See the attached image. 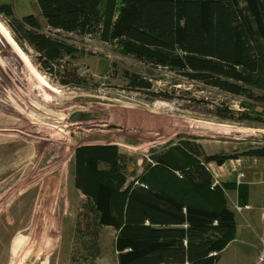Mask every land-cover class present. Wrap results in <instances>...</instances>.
<instances>
[{
	"label": "rangeland",
	"instance_id": "374dc122",
	"mask_svg": "<svg viewBox=\"0 0 264 264\" xmlns=\"http://www.w3.org/2000/svg\"><path fill=\"white\" fill-rule=\"evenodd\" d=\"M0 3L11 6L10 16L0 14L7 25L33 15L39 23L34 32L73 47L52 61L56 75L49 74L55 79L120 91L114 96L42 89L11 43L0 48V264H116L114 242L128 189L153 163L156 149L179 137L197 139L209 157L219 156L222 164L212 159L207 165L215 182L228 177L236 183L227 180L230 185L223 190L238 226L226 237L216 264H264L262 243L257 251L256 242L248 243L264 229L259 226L253 237H245L252 223L242 217L245 203L260 199L258 190L255 197L249 190L264 189L251 184L264 170L257 169L264 157L242 154L249 144L264 146V122L213 114L220 103L240 110L242 99L213 92L154 60L136 58L96 34L51 30L34 0ZM163 35L173 38L177 32ZM16 38L20 50L41 67L36 49ZM131 72L149 78L152 87L129 86ZM194 95L202 100L192 104ZM251 219L264 227V212Z\"/></svg>",
	"mask_w": 264,
	"mask_h": 264
},
{
	"label": "trees",
	"instance_id": "16d2710c",
	"mask_svg": "<svg viewBox=\"0 0 264 264\" xmlns=\"http://www.w3.org/2000/svg\"><path fill=\"white\" fill-rule=\"evenodd\" d=\"M34 1L49 29L118 42L136 58L154 60L213 92L242 99L240 110L220 103L214 115L264 122V0ZM0 14L10 16L11 6L0 3ZM8 25L36 49L47 73L56 75L52 61L62 51L74 50L34 32L39 23L33 15ZM169 32L177 35H163ZM128 85L152 87L149 78L135 72L129 74ZM199 100L194 95L191 103ZM169 144L156 149L153 163L128 189L114 242L116 264H216L226 237L236 230L223 190L229 184L215 182L207 166L212 159L222 164L219 156L209 157L197 139L179 137ZM242 154L264 157V146L249 144Z\"/></svg>",
	"mask_w": 264,
	"mask_h": 264
},
{
	"label": "bare ground",
	"instance_id": "6f19581e",
	"mask_svg": "<svg viewBox=\"0 0 264 264\" xmlns=\"http://www.w3.org/2000/svg\"><path fill=\"white\" fill-rule=\"evenodd\" d=\"M17 40L13 31L8 27L7 23L4 19L0 16V48L4 49L5 47L9 46L11 43L17 50L18 54L23 56L24 59L21 62L24 69L27 73L32 76L33 79H36L38 85L45 90L52 91L55 93H84V94H92L94 92H98L101 95H114L118 96L120 91L113 88L107 87H96L93 84L89 83H79L75 81H67V82H60L59 80L55 79L49 73H46L41 67H35L33 64L31 54H27L24 51L20 50V46L15 40ZM18 58V57H17ZM19 59V58H18ZM35 67V70H34Z\"/></svg>",
	"mask_w": 264,
	"mask_h": 264
},
{
	"label": "crops",
	"instance_id": "0c3cea01",
	"mask_svg": "<svg viewBox=\"0 0 264 264\" xmlns=\"http://www.w3.org/2000/svg\"><path fill=\"white\" fill-rule=\"evenodd\" d=\"M39 11V10H38ZM259 160V163H258V166H257V169L258 168H260V167H262L263 169H264V165H262L261 164V162H260V159H258ZM262 161V160H261ZM262 168H260V170L262 169ZM245 173V172H244ZM264 179V170L260 173V176H258V181H256V180H249V181H253V182H251V184H254V183H260L259 184V187L261 186V185H264L263 184V180ZM227 180H229L230 182L229 183H234V184H236L235 182H234V180H233V178H229L228 179V177H225L224 178V181H223V183H228L227 182ZM248 180H246V182H249ZM219 182H221V181H219ZM228 183V184H229ZM230 185V184H229ZM228 185V186H229ZM238 185L239 184H237V187H238ZM224 187H227V186H224ZM257 186H255V188H251L250 189V192H251V195L253 196V197H255V193H256V190H258L257 191V196L256 197H260V199H259V201H253V200H250V202L249 203H246L247 205H246V207H245V209L244 210H246L247 212H246V215H244V216H242L243 217V219H245L244 221H246V222H248V221H250L251 223H252V225H251V227H250V230L249 231H247V232H245L244 233V235H245V237H248V238H251V237H253V236H251V234H256L255 233V229L257 228V229H260V227L261 228H263L264 229V227H263V225L261 224V223H254L253 221H252V219H251V217L255 214V212H258V214H260V213H262V212H264V207H259V206H261V204H263V202H264V196H263V190L264 189H261V188H256ZM233 188V187H232ZM246 189V188H245ZM247 190V189H246ZM254 210H255V212H254ZM235 223H236V228H237V226H238V222H237V220H236V218H235ZM260 226V227H259ZM263 232V231H262ZM259 236H258V239H255V240H250V241H248V243L250 242V243H252V245H253V243H255V245H253V248L257 251V249H258V247L260 248V249H262V247H261V243H262V245H263V250H264V233H262V234H258ZM258 246V247H257ZM221 256V255H220ZM220 256H219V259H220ZM219 259H218V261H219Z\"/></svg>",
	"mask_w": 264,
	"mask_h": 264
}]
</instances>
